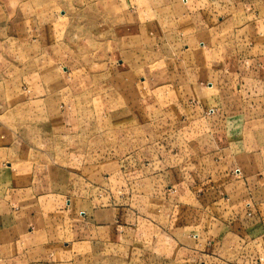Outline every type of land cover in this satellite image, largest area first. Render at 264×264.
<instances>
[{"label": "crops", "instance_id": "1", "mask_svg": "<svg viewBox=\"0 0 264 264\" xmlns=\"http://www.w3.org/2000/svg\"><path fill=\"white\" fill-rule=\"evenodd\" d=\"M45 1L0 0L19 63L64 46L54 65L67 78L66 89L39 72L35 84L7 51L0 60V264H73L124 246L157 264L222 244L264 264V0H161L131 21L117 10L112 25L101 14L121 60L112 72L103 62L80 96L71 72L85 54L71 34L99 27L58 20ZM142 58L165 60L145 71ZM94 97L113 132L148 127V137L99 160L65 151L92 108L79 100Z\"/></svg>", "mask_w": 264, "mask_h": 264}, {"label": "rangeland", "instance_id": "2", "mask_svg": "<svg viewBox=\"0 0 264 264\" xmlns=\"http://www.w3.org/2000/svg\"><path fill=\"white\" fill-rule=\"evenodd\" d=\"M161 0H46L45 4L51 6V8L55 10L57 13L56 17L58 20L61 18V15H74V20H78L77 22L82 21L80 23L81 25H86L85 20H89L90 18H86V16H93L94 22H96V26L99 28L97 29V32H81L77 33L74 32L71 34V41L70 45L77 49L79 54H85L83 56V60L81 61L82 64H80L79 67L74 69L71 73L75 74L74 76L77 78L82 77L83 79L76 80L77 87L79 88L78 96L84 95L86 92L85 89L82 88L85 87V84L87 81L90 82L89 76H95L97 73L104 72L105 68L104 66L101 69V64L103 62H107L109 60V71L112 72L113 67L115 69L118 68V61L121 59L119 57L116 58V51L114 44L112 43L111 38L115 36L112 32L106 36H103L102 33H100L101 30V21H100V15L101 14H108L106 16L105 20L103 21V25H112L111 20L113 19L112 15H115L117 13V10H119V15L122 17L123 13L131 14L127 16L128 20H133V13L134 12H140L145 11L146 16H148V11L150 2L155 4H161ZM60 14V15H59ZM76 17V18H75ZM98 18V19H97ZM131 18V19H130ZM148 20V18L146 17ZM70 21V17L68 19ZM97 20V21H96ZM74 22V21H72ZM107 23V24H106ZM69 24V22H66V27ZM79 24V23H78ZM79 24V25H80ZM65 26H61V29L63 30ZM4 34L0 33V60H4L6 51L8 52L10 58L13 60V63H15L17 66L21 64L24 65V72L28 76H32L31 78L34 79L35 84H40L37 81V76L39 72H42L44 74L45 80L44 82H51L52 80L59 81L62 86V88H66L67 86L65 84L66 78V70L62 69L61 66H56L55 64V54L63 50L65 47H61L59 49H56L51 55L44 57H40L37 59V61H34V63H31L30 61H18L17 57L20 59L18 49H12V41L10 38L2 37ZM126 35V34H125ZM69 36V34H68ZM112 36V37H111ZM107 37V38H106ZM154 37H150V39H153ZM68 39V38H66ZM107 40L110 42L109 49L104 48L103 43H106ZM152 42V41H151ZM68 43V42H66ZM157 43V48H160V42ZM132 44H126L127 50L132 49ZM112 45V47H111ZM112 52L114 55L112 56ZM109 55V59L106 57ZM46 56V57H45ZM48 57V58H47ZM114 57V58H113ZM123 59V58H122ZM148 59V57H147ZM146 60V59H145ZM144 58L141 59V65L138 67L141 70L148 71L149 67L148 64L160 62L158 66H161L164 64L165 59H157V61L149 62L145 61ZM86 67L88 69H86ZM126 66L123 69H127ZM4 69V68H3ZM115 72V71H114ZM143 76V75H142ZM89 77V78H88ZM88 78V79H86ZM73 80V78H72ZM82 84V86H81ZM73 85V81H71V86ZM205 84V88H206ZM211 83L208 85L210 86ZM208 88V87H207ZM86 100L87 104L86 106H90V103L92 102V108H84V110H81V112L77 115V122L82 124V128L76 132V135L72 138H67V140L64 142V149L65 151H68V146L75 144L76 148L72 149L74 151H77V154H82L83 156L85 154L93 155L95 160L101 159L102 156L107 155H117L120 153L128 152L133 147L136 148L134 141H136L137 138L143 140L144 138L148 137L150 131L148 127H142L136 130H128L127 132H120L116 133L113 132L112 128L107 127V120L105 119V116L103 114L102 109L100 108L99 102L97 103L96 98L92 99H80L79 102L83 103ZM147 102H142V106H147ZM210 114V113H209ZM212 114V113H211ZM210 114V115H211ZM87 128V130H86ZM116 133V134H115ZM123 142H122V134H124ZM164 132L158 133L159 137H164ZM70 139L72 141H70ZM125 142V146L123 147L122 143ZM81 155V156H82ZM216 248V249H215ZM143 250V251H142ZM217 250L218 253L219 248L212 247L209 248L207 252H205L204 256L203 254H173V258L170 259V261L165 262L162 260V262H157V264H251L248 259L246 258V254H242V248L239 245L233 244L232 246H229L228 244H222L220 247L221 252L219 251L218 254H214L213 252ZM144 249H140L137 246H124L122 248H115V247H101L96 250V254L88 255L84 257L85 254H80L73 262V264H149V260L145 257H140V255L145 254ZM147 254V253H146ZM82 256V257H80Z\"/></svg>", "mask_w": 264, "mask_h": 264}, {"label": "built area", "instance_id": "3", "mask_svg": "<svg viewBox=\"0 0 264 264\" xmlns=\"http://www.w3.org/2000/svg\"><path fill=\"white\" fill-rule=\"evenodd\" d=\"M210 87H211V85H210ZM209 113H213V111L212 110H210V112Z\"/></svg>", "mask_w": 264, "mask_h": 264}]
</instances>
